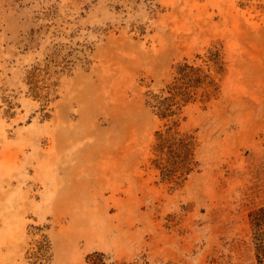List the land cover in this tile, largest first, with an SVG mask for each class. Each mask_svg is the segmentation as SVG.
I'll list each match as a JSON object with an SVG mask.
<instances>
[{"label":"rangeland","instance_id":"374dc122","mask_svg":"<svg viewBox=\"0 0 264 264\" xmlns=\"http://www.w3.org/2000/svg\"><path fill=\"white\" fill-rule=\"evenodd\" d=\"M213 48L221 96L185 108L199 170L175 188L147 94ZM263 205L264 0H0V264L44 237L48 264H258Z\"/></svg>","mask_w":264,"mask_h":264},{"label":"trees","instance_id":"16d2710c","mask_svg":"<svg viewBox=\"0 0 264 264\" xmlns=\"http://www.w3.org/2000/svg\"><path fill=\"white\" fill-rule=\"evenodd\" d=\"M197 58L201 64L188 60L178 63L173 78L163 88L147 94L146 104L166 121L165 128L156 132V158L153 162L161 171L163 180L175 188L182 187L189 176L199 170L196 137L181 130L185 108L198 102L207 107L221 96L220 81L226 66L221 49L213 48ZM36 77V71L31 72L32 89L35 96L42 98L47 105L52 95L50 88L41 87ZM249 217L257 261L264 264V205L252 210ZM29 254V264H48L51 260L49 239L44 237ZM89 261L91 264H107L105 254L100 252L90 255Z\"/></svg>","mask_w":264,"mask_h":264}]
</instances>
